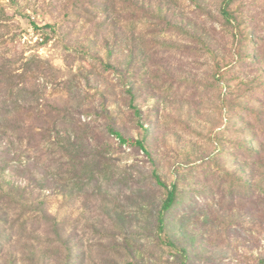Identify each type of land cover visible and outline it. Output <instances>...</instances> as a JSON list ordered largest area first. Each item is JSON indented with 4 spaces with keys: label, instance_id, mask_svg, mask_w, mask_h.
<instances>
[{
    "label": "rangeland",
    "instance_id": "rangeland-1",
    "mask_svg": "<svg viewBox=\"0 0 264 264\" xmlns=\"http://www.w3.org/2000/svg\"><path fill=\"white\" fill-rule=\"evenodd\" d=\"M222 1L0 0V109H16L0 120V264H264V0L231 5L237 42ZM20 124L47 129L32 146L79 136L108 171L80 179L102 165L66 157L51 178ZM153 171L178 185L176 248L156 236L166 190ZM50 219L65 223L63 246Z\"/></svg>",
    "mask_w": 264,
    "mask_h": 264
},
{
    "label": "trees",
    "instance_id": "trees-1",
    "mask_svg": "<svg viewBox=\"0 0 264 264\" xmlns=\"http://www.w3.org/2000/svg\"><path fill=\"white\" fill-rule=\"evenodd\" d=\"M235 0H223L220 6V13L223 16V18L225 19L226 23L228 25H231L232 30H233V34H234V41L237 42L239 40V26L237 24V18L234 16V12H232L230 10L231 5L233 4ZM236 50V58H240L242 56L240 50L238 49V47H235ZM249 58H252L249 57ZM221 74H223V71H221ZM16 102V101H13ZM18 103V102H16ZM21 108V107H20ZM28 108V109H27ZM25 109V113H29L31 114L32 109H30L29 107H27ZM50 108V106H49ZM23 109V108H22ZM38 107H35L33 110L37 111ZM11 111H16V109H12L10 111H8L7 113L4 112V110L0 109V120L4 119L5 117H10L12 114H14ZM137 114H139L138 111H136ZM39 115H45L46 117L50 116L47 115L46 113H42V110L38 112ZM61 117H57V119L55 120V123H59ZM1 124V121H0ZM78 125H75L74 127H76ZM57 130V125L55 124L54 126ZM5 128V126L0 125V144H2V138L6 136V134L4 132H2V129ZM80 128V126L77 127V129ZM18 133H16L15 137H26L29 138L28 139V145L30 147V149H26V152H32L34 154V164H43L42 166L40 165V167H45L44 170L46 172H51L50 173V177L54 178V176H57L59 172V170L57 169L58 164L60 163L61 166H64V160L66 157L67 159L70 160L69 164L73 165V168L76 169L77 164L79 163V160L82 159L83 157H91L92 160L94 161V163L96 164H101L102 165V169H100L99 171L97 170H93L92 168H88L87 166H85V171L80 173V176H78V178L82 179L83 177L89 175L91 180L95 179V175L96 174H101L102 172H107L108 169L106 168V166H104L105 162L108 163L110 161V159H106V157H104L103 152L101 150H95V151H90L87 154L82 155L81 153L84 152L85 150L83 148H79L78 144L80 141V137L77 135H74L76 137L73 136V138H69L66 140L65 143H58V148H56L55 143H51L52 141H55L51 139V136H42L41 140L35 145L32 146V141H30V137H32V134L36 131H43L42 135L44 133L47 132V129L44 127H37L36 130L32 131L30 129L29 126L23 124V125H17L16 127ZM40 129V130H38ZM106 133L109 135V137H112L114 139L117 140L118 144L120 146H124L126 148H136L141 150L143 153L149 155V152L146 148L145 142L143 139H138V138H130L125 136L124 134H122L120 131L116 130L112 125H108L106 127ZM57 132H59V130H57ZM57 137V136H56ZM85 146V145H84ZM55 147V148H54ZM60 150L62 153V156L59 158L54 157V155L52 154V151L55 150ZM151 159V158H150ZM33 160L30 157H22V161H19V159H14L13 162H15L17 165L16 166H22V165H30L31 162ZM27 162V163H26ZM55 163V164H54ZM45 164V166H44ZM57 169V170H52V169ZM52 170V171H51ZM59 176V175H58ZM153 178H154V184L157 187H161L163 189L166 190V196L165 198L161 201L160 207L157 210L156 214H155V219H156V236L158 237L159 241L162 244H166V245H170L172 247H175V243L167 238V236H165L166 234V229L167 226L169 224V216L170 213L173 211V209L175 208L177 201H178V185L174 182L172 183L170 186H168L159 176V174L156 171H153ZM96 183V188H95V192L93 190V193L96 194V191L98 193H100L101 189L103 190L105 187L104 185L98 184ZM248 189V187H246V190ZM256 196V195H255ZM261 198V196H260ZM262 199H264L262 197ZM41 212V211H39ZM42 214V212L39 214V216ZM43 214L40 216L39 220H44L45 219V215L43 216ZM53 221L50 219V232L54 234L55 239L50 241V244L52 245H59V246H63L64 245V240H63V231H65V223L64 222H59V223H52ZM176 248V247H175ZM184 256H186V250L182 249L180 251ZM85 259L84 254L81 257V261L83 262Z\"/></svg>",
    "mask_w": 264,
    "mask_h": 264
}]
</instances>
